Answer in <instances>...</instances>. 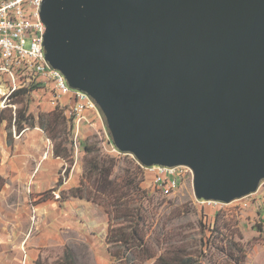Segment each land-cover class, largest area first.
<instances>
[{
	"label": "water",
	"instance_id": "water-1",
	"mask_svg": "<svg viewBox=\"0 0 264 264\" xmlns=\"http://www.w3.org/2000/svg\"><path fill=\"white\" fill-rule=\"evenodd\" d=\"M43 46L112 144L144 167L186 166L197 200L264 181V0H43Z\"/></svg>",
	"mask_w": 264,
	"mask_h": 264
},
{
	"label": "rangeland",
	"instance_id": "rangeland-1",
	"mask_svg": "<svg viewBox=\"0 0 264 264\" xmlns=\"http://www.w3.org/2000/svg\"><path fill=\"white\" fill-rule=\"evenodd\" d=\"M36 83L42 87L40 82L29 83L27 81L20 90L28 89L36 85ZM16 101L18 103L12 104L10 97L4 100V96L0 93V112H2L1 116L5 118V121L0 126V147L6 145L12 150L23 145L22 138H13L16 135L13 119L18 109L26 110L27 114L33 115L36 122L39 120L40 113L53 112L57 107L52 104V92L49 87L35 89ZM97 110L98 112H94L95 115H99V124L93 121V126L89 127L91 133H87L83 137H75L68 131L69 125L66 123L65 132L68 134L66 138L69 141L75 139L80 140L81 143L85 142L87 145L95 146L99 155L105 154L114 158L116 160L115 174L120 179L125 178L124 171L126 169H130L132 173L136 172L134 174L136 176L133 184L134 188L130 191L129 198H131L133 206L141 211L143 228L147 231L148 241L151 246L156 248L158 240L159 245H162V243L164 244L172 239L171 244L176 246L183 245L188 248V256H200V238L204 234L211 241V244L207 257L205 255L201 256L202 264H264V184L261 185L262 182L255 193L228 204L203 203L197 200L194 196L192 181L187 177L181 178L177 187L165 192L161 186L156 184L155 174L141 168L130 155L116 157L106 153L100 144L101 132L103 131L100 127L104 125L108 134L109 131L98 107ZM67 116L74 118L69 109ZM59 129L62 130L61 127ZM4 130L13 131L12 134L14 135L10 137ZM2 132H4L5 138H2ZM45 134L50 141V149L45 159L54 161L51 158V145L54 147L55 142H61L66 134L63 133L61 135V132L58 133L56 140L49 137L47 133ZM41 138H31L34 146L39 141L37 144L40 150L34 148L33 152L36 155L40 154V157L47 150V139L45 137L44 139L43 137ZM77 146V149H73V152L68 153L67 158L61 161L64 164L63 167L66 168L64 178L61 177V171L64 168L59 167L61 171L58 169L60 172L57 171L55 179H50V183L43 193L45 199L61 200L62 192H67L66 188L69 186L68 177L72 170L80 181L89 186L90 182L86 178V153L78 142ZM36 152L39 153L37 154ZM37 159L34 156L30 160L35 164ZM4 182V180L0 179V189L4 187ZM32 188L33 185L30 182L27 185V189L32 191ZM143 191L146 192V195L142 193ZM87 202L90 204L89 206L92 204L94 208L104 212L105 220H108V215L103 206H98L91 201ZM99 216L101 217L100 213ZM108 223L105 222L103 224V226L107 227L106 229H108ZM64 230L66 241L68 240L69 243L76 246L79 242L76 240V234L70 231L67 226H65ZM98 236L101 238L100 232H98ZM75 251L81 255L82 260L78 259L80 264H91L98 253L94 250L93 253L89 252L88 254L86 250L78 246H76ZM63 253L64 250L58 253L54 249H47L44 250L43 256L39 257L38 260L43 264H52L58 258H61ZM88 256L90 257L89 259L87 258Z\"/></svg>",
	"mask_w": 264,
	"mask_h": 264
},
{
	"label": "crops",
	"instance_id": "crops-1",
	"mask_svg": "<svg viewBox=\"0 0 264 264\" xmlns=\"http://www.w3.org/2000/svg\"><path fill=\"white\" fill-rule=\"evenodd\" d=\"M41 86L43 89L48 88L46 84ZM74 104V97L68 94L61 98L59 105H53L59 106V109L64 111L66 123L69 125L68 131L75 137H83L91 133L89 127L93 126V121L99 124L100 118L95 112L86 111L82 122H77L75 119L70 122L67 112ZM48 113L50 112L42 114ZM100 128L103 130L104 125ZM4 131L10 137L14 135L13 131ZM3 133L2 138H5ZM15 134L13 138H22L23 145L13 150L6 145L0 147V179L5 181L4 187L0 189V264H38L39 257H42L44 250L47 249H54L58 253L68 249L75 263L80 264L78 259H81V255L75 251L76 246L83 248L88 254L93 253L94 250L98 252L91 264H110L105 245L107 227L103 226L108 222L105 220V213L94 208L92 204L89 206L90 204L83 199L61 195V200H57L45 199L43 196L50 179L54 180L59 167H63L61 161L64 158L55 157L51 145V158L54 161L45 159L50 149V141L40 128L39 121H34L33 126L24 125L23 130ZM41 137L47 139V150L40 157V154L36 155L33 152L34 148L40 150L37 144L39 141L34 146L31 138L42 139ZM72 142L70 153L78 148L77 142L80 145L84 143L75 139ZM34 156L38 158L35 164L30 160ZM68 179L67 191L80 186L81 181L73 170ZM30 182L33 185L32 191L27 189ZM65 226L76 234V240L79 241L76 246L66 241Z\"/></svg>",
	"mask_w": 264,
	"mask_h": 264
},
{
	"label": "trees",
	"instance_id": "trees-1",
	"mask_svg": "<svg viewBox=\"0 0 264 264\" xmlns=\"http://www.w3.org/2000/svg\"><path fill=\"white\" fill-rule=\"evenodd\" d=\"M38 88L40 86L36 83L28 89L17 90L10 96L12 104L18 103L16 100ZM63 112L57 106L53 112L40 114L38 121L40 128L52 139L56 140V135L60 132L61 135L66 134L61 142H55L53 155L67 158L69 150H72L73 142L66 138L68 134L65 132L66 117ZM1 113L0 125L5 121ZM14 115L13 123L17 133L23 130L24 125H34L33 115L27 114L26 110L18 109ZM73 119L69 118V121ZM60 127L62 130L59 129ZM81 146L86 153V178L90 184L86 186L81 181L80 186L66 193L62 192V196L84 199L104 207L109 222L105 242L110 264H202L201 256L207 257L211 244L204 234L200 238V256H188V248L171 244L172 239L162 245H159L158 240L156 248L151 246L147 231L143 228L141 211L133 206L129 198L130 191L134 188L136 172L132 173L130 169H126L125 178L120 179L115 174L116 160L114 158L105 154L99 155L95 146L87 145L85 142ZM142 193L146 195L145 191ZM38 264L43 263L39 261ZM52 264H75V261L70 251L65 249L63 256Z\"/></svg>",
	"mask_w": 264,
	"mask_h": 264
},
{
	"label": "built area",
	"instance_id": "built-area-1",
	"mask_svg": "<svg viewBox=\"0 0 264 264\" xmlns=\"http://www.w3.org/2000/svg\"><path fill=\"white\" fill-rule=\"evenodd\" d=\"M42 1L9 0L0 3V52L24 51L30 55L41 56L44 60L43 42L46 27L40 19ZM27 81L46 84L52 92L54 105H59L63 96L71 94L75 104L69 111L74 115L77 122L83 121L86 111L98 112L97 105L86 93L71 89L62 73L49 64H45V66H21V63L17 62H0V93L4 96V100L18 89L20 90ZM100 144L109 155L116 157L130 155L134 158L131 154L120 152L112 144L111 136L105 128L101 132ZM136 162L144 170L155 174L156 184L161 186L165 192L177 187L181 178L187 177L191 181L193 180V172L186 166L144 167L137 160ZM65 173L66 168L61 171L62 178H64ZM201 201L203 203H220Z\"/></svg>",
	"mask_w": 264,
	"mask_h": 264
},
{
	"label": "bare ground",
	"instance_id": "bare-ground-1",
	"mask_svg": "<svg viewBox=\"0 0 264 264\" xmlns=\"http://www.w3.org/2000/svg\"><path fill=\"white\" fill-rule=\"evenodd\" d=\"M8 1L9 0H0V3ZM0 62H17L21 63V66H45V64H49L45 56L43 60L41 56L30 55L24 51L0 52Z\"/></svg>",
	"mask_w": 264,
	"mask_h": 264
}]
</instances>
